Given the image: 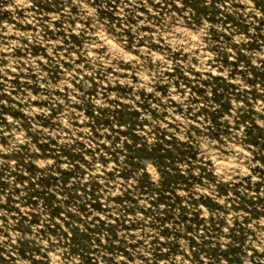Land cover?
Instances as JSON below:
<instances>
[{
  "label": "rangeland",
  "instance_id": "rangeland-1",
  "mask_svg": "<svg viewBox=\"0 0 264 264\" xmlns=\"http://www.w3.org/2000/svg\"><path fill=\"white\" fill-rule=\"evenodd\" d=\"M0 264H264V0H0Z\"/></svg>",
  "mask_w": 264,
  "mask_h": 264
},
{
  "label": "bare ground",
  "instance_id": "bare-ground-1",
  "mask_svg": "<svg viewBox=\"0 0 264 264\" xmlns=\"http://www.w3.org/2000/svg\"><path fill=\"white\" fill-rule=\"evenodd\" d=\"M224 163V162H223ZM222 164V163H221Z\"/></svg>",
  "mask_w": 264,
  "mask_h": 264
}]
</instances>
